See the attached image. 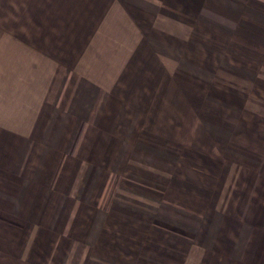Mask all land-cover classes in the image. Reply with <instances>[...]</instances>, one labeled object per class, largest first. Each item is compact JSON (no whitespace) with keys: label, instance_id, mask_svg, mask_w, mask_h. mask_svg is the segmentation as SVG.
I'll return each instance as SVG.
<instances>
[{"label":"crops","instance_id":"0c3cea01","mask_svg":"<svg viewBox=\"0 0 264 264\" xmlns=\"http://www.w3.org/2000/svg\"><path fill=\"white\" fill-rule=\"evenodd\" d=\"M0 264H264V0H0Z\"/></svg>","mask_w":264,"mask_h":264}]
</instances>
